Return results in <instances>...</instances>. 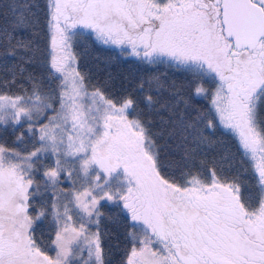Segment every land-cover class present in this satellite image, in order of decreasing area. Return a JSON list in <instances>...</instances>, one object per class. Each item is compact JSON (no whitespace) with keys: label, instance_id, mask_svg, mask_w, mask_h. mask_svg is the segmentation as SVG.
I'll list each match as a JSON object with an SVG mask.
<instances>
[{"label":"snow or ice","instance_id":"1","mask_svg":"<svg viewBox=\"0 0 264 264\" xmlns=\"http://www.w3.org/2000/svg\"><path fill=\"white\" fill-rule=\"evenodd\" d=\"M106 221L119 264H264V0H0V264H110Z\"/></svg>","mask_w":264,"mask_h":264},{"label":"trees","instance_id":"2","mask_svg":"<svg viewBox=\"0 0 264 264\" xmlns=\"http://www.w3.org/2000/svg\"><path fill=\"white\" fill-rule=\"evenodd\" d=\"M36 3L42 5L44 0H36ZM74 51L77 53L79 70L87 73L93 84L103 86L106 91L112 94L118 95L128 86L129 80L138 79L139 75L144 72L143 67L130 63L123 58L117 59L114 50L99 45L94 40H76ZM149 71L155 72L156 69ZM160 71H164V69L161 67ZM216 138L221 141L219 152L231 150L235 153V140L230 134L221 129ZM105 230L111 233L104 240L105 249L108 253L107 259L110 264H119L122 253L116 245L118 237L122 245V229L118 223L106 221Z\"/></svg>","mask_w":264,"mask_h":264}]
</instances>
